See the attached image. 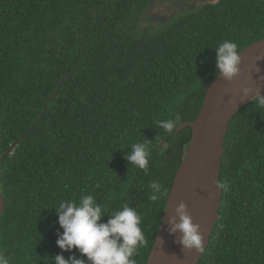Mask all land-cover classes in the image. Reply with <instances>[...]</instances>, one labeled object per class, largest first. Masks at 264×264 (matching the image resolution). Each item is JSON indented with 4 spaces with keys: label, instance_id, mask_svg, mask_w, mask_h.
<instances>
[{
    "label": "trees",
    "instance_id": "16d2710c",
    "mask_svg": "<svg viewBox=\"0 0 264 264\" xmlns=\"http://www.w3.org/2000/svg\"><path fill=\"white\" fill-rule=\"evenodd\" d=\"M195 1L0 0V155L17 142L0 165V253L10 264L86 260L56 246L54 208L88 194L108 214L136 209L147 243L133 259L146 264L191 130L173 133L198 115L214 49L264 39V0ZM153 4L174 12L140 28ZM177 115L172 132L158 126ZM135 143L149 151L147 175L126 160ZM219 184L199 264H264V108L255 102L228 126Z\"/></svg>",
    "mask_w": 264,
    "mask_h": 264
},
{
    "label": "water",
    "instance_id": "95a60500",
    "mask_svg": "<svg viewBox=\"0 0 264 264\" xmlns=\"http://www.w3.org/2000/svg\"><path fill=\"white\" fill-rule=\"evenodd\" d=\"M241 64L239 75L225 82L215 75L210 82L197 117L182 122L173 135L182 129L191 130L189 142L178 166L165 202L163 216L146 264H199L218 219L222 196L219 184L221 159L224 153V137L234 115L260 90L264 94V39L254 42L239 51ZM251 88L247 99H242V88ZM0 155V165L10 150ZM162 143L159 144V147ZM186 206L192 222L200 226L204 237L200 252L184 250L176 242L179 233L169 235L166 231L170 216L179 204ZM5 198L0 191V215L5 208Z\"/></svg>",
    "mask_w": 264,
    "mask_h": 264
},
{
    "label": "clouds",
    "instance_id": "9594fccd",
    "mask_svg": "<svg viewBox=\"0 0 264 264\" xmlns=\"http://www.w3.org/2000/svg\"><path fill=\"white\" fill-rule=\"evenodd\" d=\"M251 45V44H250ZM215 73L219 79L231 82L239 75L241 58L236 43L225 40L215 49ZM258 61L264 57H258ZM251 88H242V99H247ZM258 108H264V95L257 90L252 97V103ZM180 116L159 122V127L167 132H172L177 127ZM163 144V141L160 142ZM159 143V144H160ZM162 146V145H161ZM160 146V147H161ZM158 145V148H160ZM129 165L142 170L147 175L149 170V151L144 143L131 145L126 154ZM150 199L158 201L163 194L162 185L154 181L151 185ZM55 209L57 223L62 229L58 233L56 246L63 252L75 250L80 257L70 255L67 259L62 254H57L51 259L53 264H136L133 257L140 247L147 243L141 228L142 217L134 207L124 205L121 210L108 214L106 209L96 203L93 195H83L79 201L64 200ZM107 216L106 222H101ZM166 229L169 235L179 233L176 241L184 250L200 252L203 249L204 237L200 226L192 222L187 214L186 206L181 203L174 209V215L168 220ZM0 264H10L8 256L0 253Z\"/></svg>",
    "mask_w": 264,
    "mask_h": 264
},
{
    "label": "rangeland",
    "instance_id": "374dc122",
    "mask_svg": "<svg viewBox=\"0 0 264 264\" xmlns=\"http://www.w3.org/2000/svg\"><path fill=\"white\" fill-rule=\"evenodd\" d=\"M205 2H211V3H215L216 0H196L194 5H200L201 3H205ZM191 2H189L188 4H190ZM168 6V4H164V5H160V4H153L152 9L153 12H145V14L140 18V22H138V25L140 28H150V30H154L156 28H158V23H162L163 20L158 18L156 21V16H154V14H158L160 13L162 15V17L169 18L170 14H172L174 11L173 10H168L166 9V7Z\"/></svg>",
    "mask_w": 264,
    "mask_h": 264
}]
</instances>
